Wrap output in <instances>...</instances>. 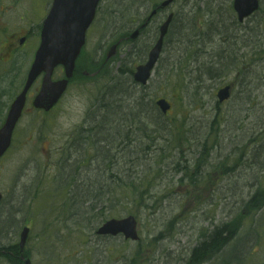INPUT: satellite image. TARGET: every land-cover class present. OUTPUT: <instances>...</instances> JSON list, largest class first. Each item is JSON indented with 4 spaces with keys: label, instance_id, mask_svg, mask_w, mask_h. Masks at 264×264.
I'll return each instance as SVG.
<instances>
[{
    "label": "rangeland",
    "instance_id": "rangeland-1",
    "mask_svg": "<svg viewBox=\"0 0 264 264\" xmlns=\"http://www.w3.org/2000/svg\"><path fill=\"white\" fill-rule=\"evenodd\" d=\"M51 1L0 0V28H37ZM137 1L102 0L78 62L95 76L77 78L45 118L25 113L18 124L0 160V191L17 196L11 216L9 206L0 208V247L17 248L27 226L31 264H264V0L242 24L232 0H177L170 11L204 28H173L145 87L132 82L145 60L132 45L105 62L108 46L126 32L116 27L136 13ZM12 60L19 80L0 81V117L27 72ZM230 82L232 97L219 105L216 93ZM104 98L117 104L98 129L99 146L87 125L99 122ZM157 98L171 102L169 115L156 112ZM209 155L191 184L182 179L181 168ZM130 215L138 242L96 236L106 220ZM216 232L229 240L209 253Z\"/></svg>",
    "mask_w": 264,
    "mask_h": 264
},
{
    "label": "water",
    "instance_id": "water-1",
    "mask_svg": "<svg viewBox=\"0 0 264 264\" xmlns=\"http://www.w3.org/2000/svg\"><path fill=\"white\" fill-rule=\"evenodd\" d=\"M99 0H54L52 9L44 22L41 32V44L36 52L34 63L29 72L28 81L22 94L13 103L8 119L0 130V156L10 145L11 131L23 107L24 95L30 84L40 73L44 72L45 77L42 89L36 98L35 106L49 110L59 100L66 89L67 80L52 82L53 69L62 65L67 79L71 78L74 69V62L84 44V35L87 27L93 19L95 8ZM174 0H167L162 7L169 5ZM234 10L239 21L248 17L257 9V0H234ZM170 18L160 28V37L156 45L150 51L145 64L136 68L133 79L136 83L145 85L150 77L162 49L163 38L167 33ZM137 35H132L134 39ZM116 53V46H113L107 58ZM230 96L229 87L221 89L217 98L220 103ZM157 106L162 113H166L170 106L165 100L157 101ZM28 230L24 229L21 234L20 248H23ZM100 235L116 236L122 233L126 239L136 240V222L132 217L122 220H112L106 223L97 232Z\"/></svg>",
    "mask_w": 264,
    "mask_h": 264
},
{
    "label": "flooded vegetation",
    "instance_id": "flooded-vegetation-1",
    "mask_svg": "<svg viewBox=\"0 0 264 264\" xmlns=\"http://www.w3.org/2000/svg\"><path fill=\"white\" fill-rule=\"evenodd\" d=\"M161 1L162 0H140L137 5L136 13L133 16H131V18L126 19L116 28H125L126 32L128 33L134 31L137 28H145L142 30V34L143 33L145 34L144 35L145 40L143 44L145 47H149L156 40L155 35L152 36L153 33L152 29H155L156 31L157 28H160V26L166 21L169 15V13H166L169 10V7L165 9L158 8V5L161 3ZM40 32H41V28H0V49L4 51V53H0V65L3 66L2 68L3 70L7 69L5 74H3V76H0V81L4 80L8 83L11 84L13 83L14 85L18 82L19 77L17 72H12L10 70V65L13 61L12 58L14 57L18 61L16 65H18L19 67L24 66L29 70L33 61L35 51L39 44ZM125 34L126 35L122 36L120 40L122 41L127 40V33ZM4 54L6 55L3 56ZM9 56L11 57L7 59ZM83 71L84 70H80L79 67L76 66L75 75L78 76V74L79 73L82 74ZM61 78L62 77H60L59 79ZM40 84H41V77H39L35 81V83L28 91L26 95L25 106L22 111V116L19 119L12 134L11 146L4 154V156H6L13 147L16 128L18 124L23 121V117L25 113L36 114L37 116H40L42 118H45L49 114V112L45 113L44 111L35 109L33 107V102L36 95L39 92ZM24 85H25V80L23 78L22 81L17 85V93L14 98H16L20 94ZM12 101L7 106L4 113L0 117V128L4 124L7 112L10 108V105L12 104ZM31 123L29 122L30 125ZM4 156L2 158H4ZM109 192L110 189H108V197H109ZM0 193L2 194L0 208H2L3 205L9 206L10 210L6 214L8 216H11V214L13 213V209L11 208V206H13L17 202V196H15L14 193L9 194L7 196H5L1 191ZM0 232H3V228L1 226H0ZM3 235L4 234H0V238H2ZM8 250L10 251H7V253L5 252V250H3L4 251L3 252L0 247V256H12V257H17V259L19 258V251L17 249L14 250L8 249Z\"/></svg>",
    "mask_w": 264,
    "mask_h": 264
},
{
    "label": "trees",
    "instance_id": "trees-1",
    "mask_svg": "<svg viewBox=\"0 0 264 264\" xmlns=\"http://www.w3.org/2000/svg\"><path fill=\"white\" fill-rule=\"evenodd\" d=\"M181 22H180V26H181ZM195 26H196V20H195ZM202 25V24H200ZM196 28V27H195ZM207 28H210V26L208 25ZM181 44H184L182 41H180ZM244 43V42H243ZM254 50V49H253ZM179 71V69H178ZM238 80V79H237ZM235 88V87H234ZM120 96V95H119ZM114 96L113 95H110V98H113ZM116 98V97H115ZM116 101V103H115ZM114 101V104H112V101L110 100H103V104L102 102H100L101 105V108L99 110V114L96 113L95 114V118H97V120H99L98 122V125L95 126V128H99L101 127L102 123L106 121L107 119V116L110 112V110H114L116 107L115 105L117 104V100ZM112 104V105H111ZM94 128V127H93ZM201 160V159H199ZM200 164L199 163H196L194 164V166L191 168L192 170H189V171H186L187 169H184V168H181L180 170L182 172H184V176L182 177V179L184 181H186L188 184H191L193 182V180L195 179V177L197 176V169L200 170ZM181 180V181H183ZM184 183V182H183ZM186 184V183H185ZM225 240L226 242L229 240V239H222V236H221V233L220 232H216L211 240L206 244V249L208 250V252H215V250L221 245V244H224L225 243ZM217 246V247H216ZM216 247V248H215ZM227 264V263H225Z\"/></svg>",
    "mask_w": 264,
    "mask_h": 264
}]
</instances>
